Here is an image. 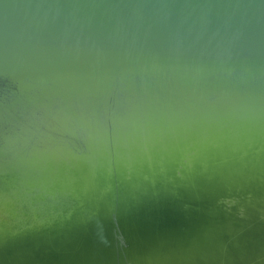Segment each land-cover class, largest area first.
<instances>
[{
  "label": "water",
  "instance_id": "95a60500",
  "mask_svg": "<svg viewBox=\"0 0 264 264\" xmlns=\"http://www.w3.org/2000/svg\"><path fill=\"white\" fill-rule=\"evenodd\" d=\"M0 264H264V0H0Z\"/></svg>",
  "mask_w": 264,
  "mask_h": 264
}]
</instances>
